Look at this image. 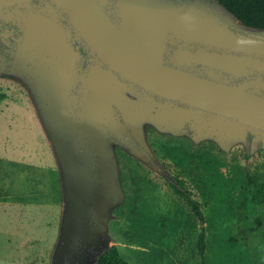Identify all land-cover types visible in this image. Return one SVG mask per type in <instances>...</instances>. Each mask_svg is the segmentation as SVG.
<instances>
[{
    "label": "water",
    "instance_id": "water-1",
    "mask_svg": "<svg viewBox=\"0 0 264 264\" xmlns=\"http://www.w3.org/2000/svg\"><path fill=\"white\" fill-rule=\"evenodd\" d=\"M39 1L0 0V76L29 92L57 163L50 264H95L126 199L116 149L169 177L148 125L226 152L264 148V28L219 0ZM76 32L97 53L86 68Z\"/></svg>",
    "mask_w": 264,
    "mask_h": 264
},
{
    "label": "rangeland",
    "instance_id": "rangeland-1",
    "mask_svg": "<svg viewBox=\"0 0 264 264\" xmlns=\"http://www.w3.org/2000/svg\"><path fill=\"white\" fill-rule=\"evenodd\" d=\"M21 85L0 76V264H50L61 182L33 101ZM147 137L169 177L184 178L201 204L205 264H264L260 187L263 198L256 200L258 182L264 185V148L249 153L239 143L226 152L212 140L195 143L153 128ZM124 176L126 204L109 223L121 256L132 264H201L196 248L201 224L165 175L128 160Z\"/></svg>",
    "mask_w": 264,
    "mask_h": 264
},
{
    "label": "trees",
    "instance_id": "trees-1",
    "mask_svg": "<svg viewBox=\"0 0 264 264\" xmlns=\"http://www.w3.org/2000/svg\"><path fill=\"white\" fill-rule=\"evenodd\" d=\"M223 3L241 22L244 24L256 27V28H264V0H219ZM22 90L27 92V90L21 85ZM37 113V112H36ZM36 115V114H35ZM42 139L47 140V136L44 132L42 125L39 128ZM262 149V148H261ZM117 156L119 160L120 166V177L122 180V184L125 187V176L124 170L125 165H127L128 160H131L135 163L145 165L140 160L134 158L129 155L122 149H117ZM148 167V166H147ZM168 186L171 188L173 194L181 201H183L186 206L191 210L194 216L198 219L201 224V229L198 234L196 248L197 253L201 256V264H205L206 259V250H207V235L206 229L204 227L205 223V214L202 210L201 204L196 197H194L192 191L189 189L184 178L179 175H172L171 177H164ZM261 191L264 190L263 182L260 180L258 185L256 186V200L261 201L262 196L259 194L258 189ZM126 204V199L123 204L119 207L115 208L113 213L115 216V212L118 209H121ZM114 218V217H113ZM95 264H132L128 260L124 259L119 250V246L116 243H112L103 253L98 256V260Z\"/></svg>",
    "mask_w": 264,
    "mask_h": 264
},
{
    "label": "flooded vegetation",
    "instance_id": "flooded-vegetation-1",
    "mask_svg": "<svg viewBox=\"0 0 264 264\" xmlns=\"http://www.w3.org/2000/svg\"><path fill=\"white\" fill-rule=\"evenodd\" d=\"M31 3H40L39 0H30ZM64 20L63 22L66 25H70L71 21H69L66 17V15H64ZM72 44L75 48V50H77L80 53V57L77 58V61L79 62L80 66L82 68H86L88 66V64L92 63V61L97 57V53L96 51H94L92 49V47L88 44V42L83 38L82 35H80L78 32L75 33V35H73L72 38ZM155 129L153 126L148 125L146 128V134L148 129ZM156 130V129H155ZM158 131V130H156ZM159 132V131H158ZM147 137V136H146ZM148 140V137H147ZM149 142V141H148ZM150 144V143H149ZM244 146H248L249 149V145H244ZM117 149H122L120 147H118ZM116 149V152H117ZM124 150V149H122ZM125 151V150H124ZM126 152V151H125ZM127 153V152H126ZM130 155V154H129ZM132 156V155H131ZM135 158V157H134ZM146 165V164H145ZM166 176V175H165ZM122 181V180H121ZM124 187V186H123ZM125 190V189H124ZM110 223V222H109Z\"/></svg>",
    "mask_w": 264,
    "mask_h": 264
}]
</instances>
